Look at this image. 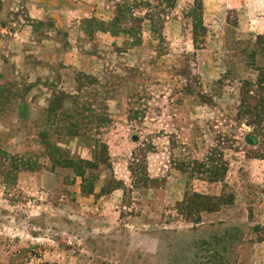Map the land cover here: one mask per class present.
<instances>
[{"label": "rangeland", "instance_id": "rangeland-1", "mask_svg": "<svg viewBox=\"0 0 264 264\" xmlns=\"http://www.w3.org/2000/svg\"><path fill=\"white\" fill-rule=\"evenodd\" d=\"M173 2L0 0V264H264V0Z\"/></svg>", "mask_w": 264, "mask_h": 264}, {"label": "crops", "instance_id": "crops-1", "mask_svg": "<svg viewBox=\"0 0 264 264\" xmlns=\"http://www.w3.org/2000/svg\"><path fill=\"white\" fill-rule=\"evenodd\" d=\"M184 1L185 0H174L173 6L170 9V11L171 12L174 11V12H178V13L183 12L184 9H182V8L185 5ZM195 1L196 0H193L192 4L195 3ZM200 2H201V8L203 11V8H205V5H206V0H200ZM190 3H191V1H190ZM29 5H31V4H29ZM191 6H189L188 11L191 9ZM50 11L56 13L58 10L54 9V8L46 7L45 5L35 4L34 6L30 7L27 10V14L30 18H33L34 20H39L40 22L41 21L43 22L46 20H50L49 19L50 17L48 18V12L50 13ZM121 35L122 36H120V37H123V34H121ZM118 194H119L118 190H113L109 197L110 198L116 197V196H118Z\"/></svg>", "mask_w": 264, "mask_h": 264}, {"label": "trees", "instance_id": "trees-1", "mask_svg": "<svg viewBox=\"0 0 264 264\" xmlns=\"http://www.w3.org/2000/svg\"><path fill=\"white\" fill-rule=\"evenodd\" d=\"M196 1H200V0H196ZM121 34H127V33H122ZM264 135V134H262ZM254 159H260L262 161H264V138L262 139V141H260V145H259V149L256 151L255 155L252 156ZM208 199V198H205ZM206 206V205H204ZM206 210V209H205ZM203 211V209L201 210ZM216 208L215 209H211L210 212H216ZM261 241H264V233L263 236L260 238Z\"/></svg>", "mask_w": 264, "mask_h": 264}]
</instances>
